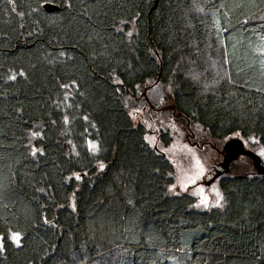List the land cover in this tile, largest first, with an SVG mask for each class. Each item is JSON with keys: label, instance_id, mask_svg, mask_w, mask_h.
Segmentation results:
<instances>
[{"label": "trees", "instance_id": "obj_1", "mask_svg": "<svg viewBox=\"0 0 264 264\" xmlns=\"http://www.w3.org/2000/svg\"><path fill=\"white\" fill-rule=\"evenodd\" d=\"M262 13L264 0H0V264H264V174L217 178L223 204L196 209L169 194L174 165L126 104L176 79L192 125L264 145ZM183 58L203 76L178 73Z\"/></svg>", "mask_w": 264, "mask_h": 264}, {"label": "rangeland", "instance_id": "obj_2", "mask_svg": "<svg viewBox=\"0 0 264 264\" xmlns=\"http://www.w3.org/2000/svg\"><path fill=\"white\" fill-rule=\"evenodd\" d=\"M264 18V13L259 15ZM130 28L128 34L135 31V22L122 23L120 29ZM214 58V55H213ZM213 59L211 71L215 79L222 80L226 76L225 65ZM181 73H187L191 79L203 76L204 72L196 62L189 58L180 61ZM176 79L168 82L159 79H150L144 85L138 86L136 92L126 95V104L135 125L143 124L148 133L146 139L150 145L157 147L164 152L174 165V183L169 186L170 195L188 193L195 197L194 207L196 209H210L217 206V191L223 196L219 185V179L211 184L210 181L216 171L220 169L223 155L218 152L226 141L231 138H241L246 147L254 150L260 155L264 151L258 138L255 136L243 137L240 132L233 133L223 139H213L199 125H192L190 120L185 119L175 108L174 93L177 88ZM169 135L170 140L166 142L165 136ZM164 136V137H163ZM39 135L36 132L29 133L26 138L27 146L32 153L38 152L36 140ZM264 163V156L260 155ZM203 169V176L193 182ZM252 159L248 156H240L231 164V171L227 176L246 174L254 170ZM81 178L82 174H77ZM203 189V193H201ZM204 197L208 198L207 205L201 204ZM201 204L200 207H196ZM223 200L220 201V205ZM17 234V233H13ZM13 236V235H12ZM20 236V235H19Z\"/></svg>", "mask_w": 264, "mask_h": 264}, {"label": "water", "instance_id": "obj_3", "mask_svg": "<svg viewBox=\"0 0 264 264\" xmlns=\"http://www.w3.org/2000/svg\"><path fill=\"white\" fill-rule=\"evenodd\" d=\"M45 9L48 11H55L59 9V6L47 3ZM218 151L223 155V161L220 163V169L216 171L213 178L207 181L206 184L213 183L217 178L226 175L231 171V164L234 160L240 156H248L252 159L254 170L250 172L251 175L264 174V163L261 156L254 150L246 147L244 141L239 137H234L226 141L222 149Z\"/></svg>", "mask_w": 264, "mask_h": 264}, {"label": "snow or ice", "instance_id": "obj_4", "mask_svg": "<svg viewBox=\"0 0 264 264\" xmlns=\"http://www.w3.org/2000/svg\"><path fill=\"white\" fill-rule=\"evenodd\" d=\"M131 35V34H130ZM21 75H22V73H21ZM16 77L15 76H13V77H11V79H15ZM65 120L67 121V118H65ZM90 146H91V148L93 149V150H98V145L97 144H93V143H91L90 142ZM33 155H35V153H33ZM260 155H262V156H264V151H262L261 153H260ZM101 167H103V165H101ZM203 176V169L201 168V170H200V173L198 174V176L197 177H193V182H195V180L197 179V178H200V177H202ZM77 179H79V176H77ZM201 191V193H203V189H201L200 190ZM217 196H218V200H217V206H220V201L221 200H223V196L217 191ZM207 201H208V198L207 197H204V199L201 201V204H203V205H207ZM201 204H197L196 205V207H200L201 206ZM12 239L14 240V241H16L17 242V244H19V239H20V237H19V234H13V236H12ZM3 248V238L2 237H0V249H2Z\"/></svg>", "mask_w": 264, "mask_h": 264}]
</instances>
